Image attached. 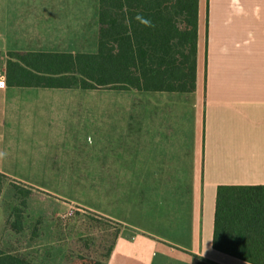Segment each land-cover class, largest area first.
Returning <instances> with one entry per match:
<instances>
[{"label": "crops", "instance_id": "1", "mask_svg": "<svg viewBox=\"0 0 264 264\" xmlns=\"http://www.w3.org/2000/svg\"><path fill=\"white\" fill-rule=\"evenodd\" d=\"M97 38L98 0H0V174L76 179L75 161L56 160L76 148L64 140L77 130L91 149L95 124L98 177L88 180L106 182L101 210L122 207L99 214L121 225L104 264H248L211 238L218 186H264V0H198L190 93L101 89L94 110L75 103L76 91L92 90L5 86L8 52L90 54ZM41 109L58 113L57 140L44 123L35 139L23 136L33 128L20 116L36 120Z\"/></svg>", "mask_w": 264, "mask_h": 264}, {"label": "trees", "instance_id": "2", "mask_svg": "<svg viewBox=\"0 0 264 264\" xmlns=\"http://www.w3.org/2000/svg\"><path fill=\"white\" fill-rule=\"evenodd\" d=\"M198 0H98L94 53L8 52L7 87L190 93L195 89ZM4 225L15 237L35 243L46 218L29 208L34 190L0 174ZM72 239L56 264H104L121 225L91 211L71 213ZM66 225V224H65ZM68 225V223H67ZM61 226V224H60ZM69 226V225H68ZM98 234L95 241L93 235ZM70 235V232H68ZM95 237V236H94ZM213 250L248 264H264V186H218L211 238ZM0 245V264H48ZM195 264H210L197 261Z\"/></svg>", "mask_w": 264, "mask_h": 264}, {"label": "rangeland", "instance_id": "3", "mask_svg": "<svg viewBox=\"0 0 264 264\" xmlns=\"http://www.w3.org/2000/svg\"><path fill=\"white\" fill-rule=\"evenodd\" d=\"M76 101L81 102L83 101L86 106L90 105V107L94 110H99L101 104V95L104 92L102 90H92L89 92L84 93V95H80L78 91H76ZM105 94V93H104ZM111 94V95H110ZM108 102L111 99L114 100V95L112 93H107ZM103 96V95H102ZM111 96V97H110ZM79 99H82L79 101ZM38 118H31V117H23L20 116V123L22 126H26L27 128H33V130H25L22 132L24 137L35 139L37 137L36 130L44 125L48 130V136L52 140H57V116L58 113L55 111H48L41 109L39 112ZM25 127V128H26ZM96 125L93 124L92 126V135H91V149L90 148H83V129L82 132H75L74 141L67 138L64 141H68L70 145H75V149L64 150L66 154L62 158H58L56 162L61 161H70L76 162V165L70 166L73 167L75 178L74 180H67L61 178L60 180H31V181H16L19 182L27 187H30L34 190L35 197L30 201L29 208L35 215H42L46 218V225L43 228L44 234L35 243H28L26 239L23 237L19 238V242L23 245L12 246L9 244H14L15 237L11 234V232L7 229L4 225V213H3V202L11 201V195L8 190H4L0 199V245L11 246V248H18L17 250L21 252H25L30 257H35V261L43 258V256L48 252L50 255V259L46 260L48 264H56L58 258H61V254L66 248L71 249L72 251H78V246L72 239V231L76 229V226L79 225L75 221H70L71 213L78 212L80 214L83 211H91L96 214L104 213L106 214L107 211L110 212H117L118 210H122L120 206L119 209L116 206L110 205L108 202L104 201L103 210H101L100 205V184H106V182H100L98 179L93 178V180H88L89 177H98V165L94 163L98 162V135L94 133L96 130ZM52 131L53 133H50ZM41 132V131H40ZM86 139V138H85ZM62 141V140H60ZM73 142V143H72ZM88 145L90 141L88 138L86 139ZM10 144L9 141L6 142L8 146ZM21 146V144H20ZM74 152V156H72ZM69 154V155H68ZM91 162V163H90ZM55 163V162H54ZM87 163V164H84ZM50 165V164H49ZM47 165L49 168L50 166ZM55 167H62V165L58 164ZM64 168L68 169L67 166ZM50 176H57V175H50ZM60 177H66L67 174H59ZM85 177L86 179H82ZM128 186L125 190V193L129 194L131 192V185L132 182H127ZM103 190V188H102ZM123 191H121V196L123 195ZM131 196V195H130ZM105 200V197H104ZM121 200V199H120ZM130 205V204H129ZM68 223V225H67ZM61 224V226H60ZM66 224V225H65ZM149 229H151L149 227ZM70 232V235H68ZM76 232L77 229H76ZM95 236V237H94ZM92 238L95 241L99 240L98 234L93 235ZM170 264H173L170 261Z\"/></svg>", "mask_w": 264, "mask_h": 264}]
</instances>
